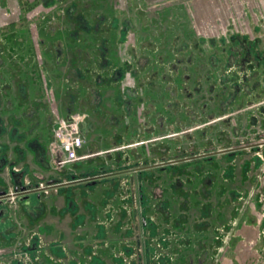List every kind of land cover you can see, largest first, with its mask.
Segmentation results:
<instances>
[{"label": "flooded vegetation", "instance_id": "af4514ba", "mask_svg": "<svg viewBox=\"0 0 264 264\" xmlns=\"http://www.w3.org/2000/svg\"><path fill=\"white\" fill-rule=\"evenodd\" d=\"M129 1V7L116 1L117 15L106 22L107 16L91 1L0 0V264H105L107 258L115 264H165L168 241L176 237L169 226L170 200L187 209L189 197L198 196V191L209 193L213 183L219 196L243 197L246 191L229 184L236 177L247 179L250 161L243 159L235 176L236 159L250 152L254 165L264 161L256 154L264 148V106L256 103L261 91L250 81L246 66L241 63L243 72L239 75L231 70V58L221 56L222 74L215 80L214 36L199 30L185 9H174L175 17L163 20L162 15L147 16L144 4ZM162 24L176 31L163 30ZM111 30L119 31L113 40L114 55L109 54ZM58 34L67 40L66 48ZM102 34L99 44L93 46L95 56L76 45L79 38L86 42L82 36ZM224 34L232 39L235 36ZM155 36L161 38L159 46L152 40ZM227 36H221L225 55V50L229 51ZM96 43L94 40L93 45ZM250 54L246 48L241 60L246 63ZM51 66H65L74 77L64 92L66 117L52 124L46 148L39 141L35 113L43 92L49 102L53 100L54 90L47 78ZM39 80H43V92ZM113 86V98L122 101L124 114L104 120L102 89ZM247 97L251 99L248 107L258 113L252 111L245 123L244 103L233 115L227 112L230 105L237 106L238 100ZM46 105L45 115L57 113L51 104ZM124 118L130 125L122 130L130 129L132 161L123 164L120 151H107L103 158L99 151H84L101 146L104 137L93 143L88 139L97 120L110 128ZM233 118L237 124L234 132L241 136L235 143L229 141L227 130ZM63 120L76 127L81 138L76 159L67 158L56 137ZM157 133L167 140L168 150L155 159L154 150L149 147L144 152L143 146H152ZM118 142L123 138L113 140L112 146ZM29 151L31 161H27ZM38 158L48 175L31 166ZM106 158L113 162L102 161ZM108 179L118 186L119 181L129 179L131 186L129 195L126 187L121 196L118 223L104 228L96 213L91 214L90 209L80 212L79 206L89 202L92 190ZM198 179L206 186L198 189ZM55 193L65 197L60 210L47 200ZM78 194L81 204L75 201ZM263 210L264 201L260 210L264 218ZM70 211L72 248L65 239L67 232L56 229V237L49 238L54 227L41 224L49 214L63 218ZM202 212L208 216L210 209ZM180 216L189 220L186 213ZM88 221L94 223V229L85 228ZM119 222L123 224L121 233ZM221 227L217 232L226 233ZM180 234L181 241L189 240L185 231ZM222 235L214 239L226 241L227 233ZM192 240L202 245L197 237ZM209 253L204 250L198 259L208 258ZM186 254L191 260L194 252Z\"/></svg>", "mask_w": 264, "mask_h": 264}, {"label": "crops", "instance_id": "0c3cea01", "mask_svg": "<svg viewBox=\"0 0 264 264\" xmlns=\"http://www.w3.org/2000/svg\"><path fill=\"white\" fill-rule=\"evenodd\" d=\"M85 1L94 2L99 8H101V11L104 13V15L107 16L106 22H110V20L115 17V15H117V9H115L114 3L116 1L120 2L122 0ZM135 1L140 5L144 4L147 9V5L150 6L149 0ZM168 8H173L175 10L185 9L187 18H189V20L192 21L194 25H198L199 30H202L203 32L206 31L210 36H214L213 51L215 52V80H220L222 74L219 62V60H221V56H225V58H231V70L233 72H238L239 75H241L243 72V69H241L240 66L241 63H243V65H245L248 70L250 81L252 80L256 82V87H258V89L261 91L260 93H258L259 98H257L256 103L264 106V0H225L222 3L215 0H190L189 4L187 1H183L181 5H172L168 6ZM190 8L191 11L189 12ZM193 8H197L196 11H192ZM226 8H229V11H226ZM147 16L151 17L150 10L147 11ZM228 20H232L233 22L241 20L240 23H242L243 26L246 25V27H249L251 25L252 27L250 31H247L246 33L241 32L229 34L230 36L235 35L233 39L230 37L229 39L227 34L222 33L220 29V26H222L225 21ZM205 25H207L206 28L208 30H204ZM216 25H218L219 31H215ZM220 35L222 37L227 36L226 45H228L227 49H229V51L225 50L226 55L221 49L222 41ZM101 37L103 38V34L97 35V37L89 35L82 36L81 39L85 38L86 42H81L79 38L76 42V45L78 47H81L85 53L89 52L92 57L95 56L93 52V46H97L99 44V39ZM108 37L111 39L109 40L111 41V44L109 45V54L114 55L115 46L113 40L119 37V31L111 30ZM59 38L63 40L66 48L67 40L65 39V37L63 35H59ZM94 40H96L97 42L95 45H93ZM87 41L91 42L89 43ZM242 41L245 42L243 43ZM246 48L248 49V52L251 51V54L247 58V62L244 63V61L241 60V56ZM50 56L51 55H49V58ZM23 69L25 70L26 68L23 67ZM102 73L111 75V71L109 70H103ZM72 77H74L73 73L68 72L65 66L58 68L51 66V70L49 71V74L47 76V78H49L48 82L54 90L53 100H51V102L48 101L46 95L43 92V80H39L38 82V87L43 92V95L39 97V109H37L35 113V120L39 121L36 130L39 134V141L43 143L46 148L49 146V140L51 139L50 136L53 134L52 126L54 125L55 121L59 118L66 117V115H64L66 114V110L63 109V106H67L68 103H66V100H64V92L73 81ZM75 85L78 87L80 86L77 84ZM127 87L129 88V86ZM115 88L116 86H113L111 89H102V93H104L102 100L104 120H107L111 115L121 116L124 114L122 101L117 98L119 100L118 101L116 97L113 98L116 91ZM122 96H124V94H122ZM250 100L251 99L249 97H247V99L238 100V105H230L227 113L233 115L237 111L240 103H244L243 105L246 106H243V112L245 114L243 119L246 123V118L252 111L258 113L257 110H253V108L248 107L251 104ZM44 104H51L53 109H55L57 113H55V115H53L52 117L49 116V114L45 115ZM79 105H81V103ZM125 120V118L122 119L120 124L112 126L110 128L101 126L102 124H100V121L97 120L93 125V128H90L88 139L89 141H91V143H93L94 139L96 140L104 137L101 140V146L100 148L93 146V148L84 149V151H99V154H102L101 158L106 157L103 154L107 151H111L114 153L120 151L121 153H123V164H127L128 160L132 161L129 147V142L131 141V134L129 132L130 129L122 130V128L125 126L128 128L130 127V125ZM31 122L27 121L28 124H31ZM235 128H237V124L235 123V119L233 118L231 124H229L227 127V130L229 132L228 139L231 143H235L241 138V136L238 134V131L234 132ZM120 137L123 138V142H118V144H115L117 146H112L113 143L111 142L113 140H119ZM161 137L162 136L160 135V133H157L155 135V140L154 143H152V146L149 144L144 145L143 151L146 152L147 149L151 148V150H154L153 155L155 159H158L162 154L165 155L168 150V142L166 139L164 140V138ZM108 138L110 141L107 140ZM144 138L147 137L144 136ZM140 150H142V148ZM124 153L127 154L128 158L124 156ZM251 154L252 153L247 152L245 155H243L242 159L237 158L234 169L235 176H238L242 160L244 159L245 161H247V163L250 161V164L248 166L251 168L249 170V173L247 174V179L243 181L236 177L235 179L230 181L229 184L230 187H238L239 189L246 191L247 194L243 197H240L238 199L234 197H228L226 199V196H219L216 194V183H213V187L211 189H207V192L209 191V193L206 194L204 191H198V196L191 195L189 197L188 203L189 208L187 209L180 208L178 205H176L174 199L170 200L168 206L171 210V216H169L171 225L169 226L171 235L172 233H175L176 237L171 236L168 241L169 243L166 247L167 258L164 261L165 264H254L253 259L255 257V252H259V254L263 253V255L258 256L264 258V218L262 217L260 211L264 201V161H262V163L254 165L253 161L251 160ZM256 154H260L264 157V148H260L259 150H257ZM31 159H33V154L29 151L27 161H31ZM38 160L39 161H36L35 164L30 163L31 166L38 171L48 175L49 172H47L44 166H42V159L38 158ZM103 160H105V162L106 160L112 161L110 158L102 159V161ZM115 163H118L119 165V162ZM119 182L120 185L118 186V184H116L115 182L112 183V181L108 179L104 183L97 185V187L92 190V193L89 196V202L87 201L83 204H81L80 195H76L75 201L78 204H81V206H79L80 212L85 213L86 210L90 209L92 211L90 212L91 214L96 213L98 215V224L103 226L104 228H106L107 226L110 227L111 224H117L118 218L122 216L121 196L123 195V193H125L124 188L126 187L128 188V193H126L127 195H129V189L131 186L129 179L121 180ZM196 184L198 186V189L203 185L206 186V183H204L203 179L202 181L198 179ZM190 187L186 188L192 191ZM76 192H78V190H75L74 194ZM182 197L184 199V196ZM47 200L52 206L56 207L57 210L62 209L66 202L64 195L60 196L57 193L52 194L51 197L49 196ZM205 204L208 205V207H205ZM203 208L210 209V213L208 216L203 215ZM70 213L71 211L63 218L49 214V216H47L41 222V224L44 225L47 223L49 226L54 227V231L51 233V237L49 238L56 237V229H62L67 232V236L65 239L67 240L68 245L72 248L74 247V245L73 243H70L71 239L69 237V225L72 220V215H70ZM185 213L189 215V220L186 218H180V214ZM93 224L88 221L85 224V228L94 229V227H91L93 226ZM206 224L208 226H206ZM122 225V222H119V227L117 228L119 230V233L123 231ZM219 227L225 228V231H227L226 233L228 235V239L224 242L214 239V237H217L218 235H226V233L222 231L217 232V229ZM183 231H185L186 235L189 237V240L185 242L181 241L180 239V232ZM194 233L197 234L195 235ZM222 236L224 237V235ZM195 237L198 238L197 242L202 241V245L194 243L192 239H194ZM174 248H176V251L174 250ZM178 248L180 249L178 250ZM204 250L210 251L209 257L201 261L198 258ZM191 251L194 252V255L190 260L186 253ZM257 259L260 260L259 257ZM104 262L105 264H115V262L109 258L105 259Z\"/></svg>", "mask_w": 264, "mask_h": 264}, {"label": "rangeland", "instance_id": "374dc122", "mask_svg": "<svg viewBox=\"0 0 264 264\" xmlns=\"http://www.w3.org/2000/svg\"><path fill=\"white\" fill-rule=\"evenodd\" d=\"M124 3L123 4H125L127 7H129L131 4H129L128 2H129V0H122ZM150 1V6L149 5H147L148 6V9L147 10H150V15H151V17H153V18H156V17H158V16H160V15H162V17H163V20L164 19H171V17L172 18H174L175 16H174V13H173V11H174V9L173 8H168V6H177V5H181V3L183 2V1H187L188 2V4L190 3V0H149ZM215 1H217V2H220V3H222L223 1H225V0H215ZM177 2V3H176ZM138 3V2H137ZM176 3V4H175ZM146 4H149V3H146ZM185 4H186V2H185ZM186 6V5H185ZM197 9V8H196ZM196 9L195 8H193V10L192 11H196ZM226 11H229V8H226L225 9ZM130 11H131V13L133 14V9L130 7ZM191 11V8L189 9V12ZM177 19H179V18H177ZM136 20H137V17H136ZM233 20V19H232ZM225 21V23L222 25V26H220V29H221V32L222 33H225V32H227V33H231V34H235V33H246L247 31L249 32L250 31V29H251V25L249 26V27H246V25L245 26H243V24L242 23H240V21L238 20V21H235V22H233V21ZM157 21H159V20H157ZM198 26V25H197ZM152 27L153 28H157L158 26H156V25H154V24H152ZM207 25H205V27H204V30H208L207 28ZM166 28L168 29V30H175L176 31V28L175 27H173L172 29H170V27L168 26V25H166V24H162V29L163 30H166ZM247 28V29H246ZM219 31V29H218V25H216V27H215V31ZM209 31H210V29H209ZM214 31V30H213ZM222 35V34H221ZM220 35V36H221ZM161 38L160 37H158V36H155L152 40L155 42V43H157L158 44V46L160 45L159 44V42L161 41L160 40ZM164 42V41H163ZM45 105V104H44ZM255 254V257H254V264H264L262 261V259L263 258H261L260 256H258V255H263V253L262 254H259V252L257 253V252H255L254 253ZM259 257V259L260 260H258L257 258Z\"/></svg>", "mask_w": 264, "mask_h": 264}, {"label": "built area", "instance_id": "2783aa9c", "mask_svg": "<svg viewBox=\"0 0 264 264\" xmlns=\"http://www.w3.org/2000/svg\"><path fill=\"white\" fill-rule=\"evenodd\" d=\"M56 137L68 159L78 158L76 148L81 145V138L76 127L63 120L56 130Z\"/></svg>", "mask_w": 264, "mask_h": 264}]
</instances>
